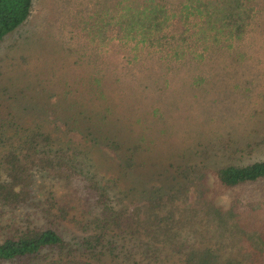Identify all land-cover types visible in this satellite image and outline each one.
<instances>
[{
	"label": "rangeland",
	"instance_id": "374dc122",
	"mask_svg": "<svg viewBox=\"0 0 264 264\" xmlns=\"http://www.w3.org/2000/svg\"><path fill=\"white\" fill-rule=\"evenodd\" d=\"M199 1L32 0L0 40V109L79 142L84 170L110 184L121 178L114 196L133 165V183L147 192L134 203L167 176L175 182L182 165L264 158V0H244L249 20L238 37L199 31ZM158 12V26L133 22ZM45 175L35 176L33 201L51 189L57 208L75 191Z\"/></svg>",
	"mask_w": 264,
	"mask_h": 264
},
{
	"label": "trees",
	"instance_id": "16d2710c",
	"mask_svg": "<svg viewBox=\"0 0 264 264\" xmlns=\"http://www.w3.org/2000/svg\"><path fill=\"white\" fill-rule=\"evenodd\" d=\"M31 2L0 0V40L26 20ZM196 8L198 30L214 35L238 37L249 20L244 0H205ZM159 14L133 22L158 26ZM41 124L30 127L5 105L0 109V229L6 230L0 264H264V158L213 168L182 165L175 182L167 176L134 203L133 196L147 192L133 183V165L122 173L129 183L116 197L111 191L121 178L101 182L82 167L79 142L66 135L62 143ZM39 173L62 180L74 194L55 208L50 189L35 204ZM121 196L130 198L129 206ZM30 206L42 213L39 224L29 218Z\"/></svg>",
	"mask_w": 264,
	"mask_h": 264
}]
</instances>
